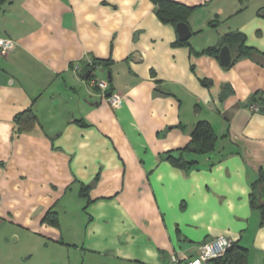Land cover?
Listing matches in <instances>:
<instances>
[{"label":"crops","instance_id":"crops-1","mask_svg":"<svg viewBox=\"0 0 264 264\" xmlns=\"http://www.w3.org/2000/svg\"><path fill=\"white\" fill-rule=\"evenodd\" d=\"M174 1L196 7L182 44L151 0L0 6V264H170L217 236L264 264V0ZM234 31L254 54L201 53ZM28 108L39 124L16 133ZM203 120L214 150L173 165Z\"/></svg>","mask_w":264,"mask_h":264},{"label":"trees","instance_id":"trees-1","mask_svg":"<svg viewBox=\"0 0 264 264\" xmlns=\"http://www.w3.org/2000/svg\"><path fill=\"white\" fill-rule=\"evenodd\" d=\"M154 4V9L158 17L164 23H172L177 25L179 22L188 23V18L196 7H190L185 4L179 3L174 0H151ZM12 0H0V6L10 3ZM211 25H215L213 21L210 22ZM246 35L239 31L229 32L223 36L219 44L215 46L208 47L203 50L201 53L213 55L219 57L220 50L222 46L228 45L231 49L233 60L232 63L236 60L237 56H250L256 52V49L250 47L246 44ZM187 41H177L178 44H182ZM111 60L98 59L95 60L92 66L89 68L91 74L86 78L90 79L93 76L92 71L95 69L96 65H104L109 67ZM111 87L108 91H111ZM16 123V133L26 132L33 129L36 125L39 124V119L32 108H28L23 112H20L15 116ZM218 136L215 133L213 127L208 121H199L194 130L191 133V142L190 144L180 150V155L176 156L170 152L167 154V158L173 163V165L179 168H189L197 163L196 160L188 161L184 153L186 151L193 152L197 155H204L210 153L214 150ZM264 178V175H263ZM89 188L82 186L81 191L86 192ZM252 206H259V199L257 192L253 191L252 193ZM57 223L55 219L53 221ZM248 263V251L247 248L241 246L237 242H232L231 246L227 249V252L224 256L216 259L213 264H247Z\"/></svg>","mask_w":264,"mask_h":264},{"label":"built area","instance_id":"built-area-1","mask_svg":"<svg viewBox=\"0 0 264 264\" xmlns=\"http://www.w3.org/2000/svg\"><path fill=\"white\" fill-rule=\"evenodd\" d=\"M0 47L1 52L3 54H7L14 48V43L11 39H0ZM91 83L101 89V96L106 97L113 107H117L121 104L122 97L119 94L112 93L111 95H107L110 88L108 79H99L95 77L92 78ZM250 108L255 112H260L262 110V105L257 102H253L250 104ZM1 203L0 198V207ZM231 244L232 241L227 237L217 236L212 240L201 243L198 247L197 255L184 259L173 256L170 264H213L216 259L225 255Z\"/></svg>","mask_w":264,"mask_h":264},{"label":"water","instance_id":"water-1","mask_svg":"<svg viewBox=\"0 0 264 264\" xmlns=\"http://www.w3.org/2000/svg\"><path fill=\"white\" fill-rule=\"evenodd\" d=\"M176 30H177L178 38L180 41H186L192 35L191 28L189 24L186 22H179L176 25ZM219 59H220L221 64L224 67H228L231 65L233 56H232L231 49L228 45L222 46L220 50V54H219ZM90 73H91V70H88V72L86 73V76H88ZM108 95H111V93H109ZM260 197L263 198L264 200V184L262 185L261 190H260Z\"/></svg>","mask_w":264,"mask_h":264}]
</instances>
